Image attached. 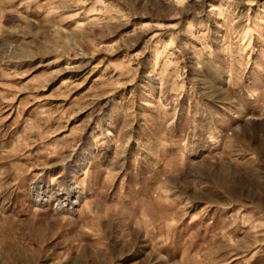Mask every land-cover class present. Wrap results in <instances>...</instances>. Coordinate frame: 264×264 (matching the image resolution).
<instances>
[{"label":"rangeland","instance_id":"obj_1","mask_svg":"<svg viewBox=\"0 0 264 264\" xmlns=\"http://www.w3.org/2000/svg\"><path fill=\"white\" fill-rule=\"evenodd\" d=\"M0 264H264V0H0Z\"/></svg>","mask_w":264,"mask_h":264},{"label":"bare ground","instance_id":"obj_2","mask_svg":"<svg viewBox=\"0 0 264 264\" xmlns=\"http://www.w3.org/2000/svg\"><path fill=\"white\" fill-rule=\"evenodd\" d=\"M202 25H203V24H202ZM158 53H159V52H158ZM165 66H166V65H165ZM216 80H217V79H216ZM216 89H217V88H216ZM216 89H215V90H216ZM87 160H88V159H87Z\"/></svg>","mask_w":264,"mask_h":264}]
</instances>
